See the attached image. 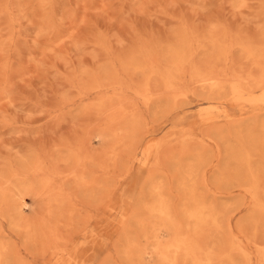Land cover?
<instances>
[{"label":"rangeland","instance_id":"obj_1","mask_svg":"<svg viewBox=\"0 0 264 264\" xmlns=\"http://www.w3.org/2000/svg\"><path fill=\"white\" fill-rule=\"evenodd\" d=\"M0 264H264V0H0Z\"/></svg>","mask_w":264,"mask_h":264},{"label":"bare ground","instance_id":"obj_2","mask_svg":"<svg viewBox=\"0 0 264 264\" xmlns=\"http://www.w3.org/2000/svg\"><path fill=\"white\" fill-rule=\"evenodd\" d=\"M49 215H50V214H49ZM50 216H51V215H50ZM40 218H41V217H40ZM40 218H39V219H40Z\"/></svg>","mask_w":264,"mask_h":264}]
</instances>
